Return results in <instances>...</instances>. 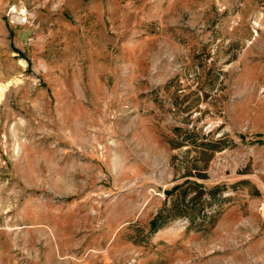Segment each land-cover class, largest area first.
Returning <instances> with one entry per match:
<instances>
[{"label":"rangeland","instance_id":"rangeland-1","mask_svg":"<svg viewBox=\"0 0 264 264\" xmlns=\"http://www.w3.org/2000/svg\"><path fill=\"white\" fill-rule=\"evenodd\" d=\"M176 126L230 200L147 234ZM0 264H264V0H0Z\"/></svg>","mask_w":264,"mask_h":264},{"label":"trees","instance_id":"trees-1","mask_svg":"<svg viewBox=\"0 0 264 264\" xmlns=\"http://www.w3.org/2000/svg\"><path fill=\"white\" fill-rule=\"evenodd\" d=\"M167 141L173 149L186 147L183 170L172 184L164 188V198L148 223L147 234L179 218L187 220V229L207 232L215 226L230 200L229 195L224 194L228 189L225 183H205L210 161L228 144L226 137H214L212 132L201 133L176 126L171 129ZM241 184L246 183L242 181Z\"/></svg>","mask_w":264,"mask_h":264}]
</instances>
